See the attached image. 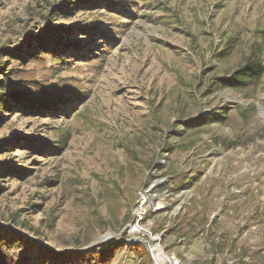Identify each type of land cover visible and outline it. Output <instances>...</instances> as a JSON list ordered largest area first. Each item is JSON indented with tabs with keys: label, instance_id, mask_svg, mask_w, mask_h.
<instances>
[{
	"label": "rangeland",
	"instance_id": "obj_1",
	"mask_svg": "<svg viewBox=\"0 0 264 264\" xmlns=\"http://www.w3.org/2000/svg\"><path fill=\"white\" fill-rule=\"evenodd\" d=\"M252 48L264 0H0V263L157 264L123 234L143 195L160 264H264V76L210 89Z\"/></svg>",
	"mask_w": 264,
	"mask_h": 264
},
{
	"label": "trees",
	"instance_id": "obj_2",
	"mask_svg": "<svg viewBox=\"0 0 264 264\" xmlns=\"http://www.w3.org/2000/svg\"><path fill=\"white\" fill-rule=\"evenodd\" d=\"M59 32V29H54L52 31L53 34L57 36ZM51 33V34H52ZM38 44V49L39 50H46L48 48V44L40 39L37 41ZM46 45V46H45ZM59 43L54 42L53 44L49 46L47 50L49 51H55L58 49ZM57 47V48H56ZM60 47V46H59ZM230 48V42H227L225 46L219 51L220 56H225ZM34 53V52H33ZM2 70V69H0ZM264 76V53L262 52L261 48H252L248 55H246L245 60L243 63L238 65L235 69H233L230 73L224 75V76H218L214 77L211 84H210V89L212 91H216L218 89H231L237 92L244 93L245 96L247 97H252L254 91L259 87L261 80ZM9 80L8 79H1L0 80V87L2 89L6 88L9 85ZM33 92V93H31ZM25 94V95H24ZM31 96V98H29ZM39 102L36 101V99H33V97H37ZM11 101L16 103L19 107H21L24 110H32V112L37 111L38 109H45L47 106H51L50 101L46 100L44 96H42L40 93H37L35 89L29 90V92H23V94H18L11 96ZM9 101L6 99H3L2 94H0V108H7L9 107ZM37 106V107H35ZM256 109V105L253 103L250 105V107L246 108L244 111L241 112V116L245 119L246 118V113L247 112H253ZM228 118V112L227 111H222V112H216L212 111L207 115L203 121L205 123H225ZM199 120V119H198ZM239 140H231L227 143L228 148H232L235 146H238L243 143H239ZM25 146H29L28 143L25 144ZM6 232L1 231L0 229V238H5ZM10 242H22L26 241L23 239L21 236L16 235V234H11L10 237ZM119 243H110L109 245H106L103 247L101 251L96 252L97 259L99 262L105 264L109 261V256L106 255V250H114L118 247ZM124 244V243H123ZM80 255L84 256L83 253H79ZM70 255V252H63L60 255H57L49 250H44V253L42 255V260H48V257H53V256H59L60 258H67ZM1 264V263H0Z\"/></svg>",
	"mask_w": 264,
	"mask_h": 264
},
{
	"label": "built area",
	"instance_id": "obj_3",
	"mask_svg": "<svg viewBox=\"0 0 264 264\" xmlns=\"http://www.w3.org/2000/svg\"><path fill=\"white\" fill-rule=\"evenodd\" d=\"M140 196L141 200L134 207L132 219L124 226L123 234L128 237L126 238L127 241L141 240L146 244V246H151L154 244L156 237L153 235L150 226L144 221L147 209L143 195ZM164 256L166 257V264H180V260L174 253L166 252Z\"/></svg>",
	"mask_w": 264,
	"mask_h": 264
},
{
	"label": "bare ground",
	"instance_id": "obj_4",
	"mask_svg": "<svg viewBox=\"0 0 264 264\" xmlns=\"http://www.w3.org/2000/svg\"><path fill=\"white\" fill-rule=\"evenodd\" d=\"M262 112H263L262 114L264 115V110ZM155 205L158 207L157 203ZM149 249L151 251L152 256L154 257V260L157 262V264L158 263L160 264L161 263L160 260H163V256L158 244L157 243L152 244L151 246H149Z\"/></svg>",
	"mask_w": 264,
	"mask_h": 264
},
{
	"label": "water",
	"instance_id": "obj_5",
	"mask_svg": "<svg viewBox=\"0 0 264 264\" xmlns=\"http://www.w3.org/2000/svg\"><path fill=\"white\" fill-rule=\"evenodd\" d=\"M107 243V241L106 242H103V243H101V245H103V244H106Z\"/></svg>",
	"mask_w": 264,
	"mask_h": 264
}]
</instances>
